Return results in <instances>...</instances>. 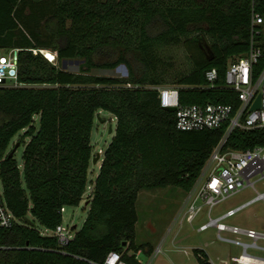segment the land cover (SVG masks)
Masks as SVG:
<instances>
[{
	"label": "trees",
	"instance_id": "obj_1",
	"mask_svg": "<svg viewBox=\"0 0 264 264\" xmlns=\"http://www.w3.org/2000/svg\"><path fill=\"white\" fill-rule=\"evenodd\" d=\"M41 2L0 0V50L19 49L18 86H0V182L8 208L21 221L0 228V264H103L110 252L141 264L129 254L143 247L134 243L138 194L168 186L190 190L224 132L176 129L175 113L161 108L149 89L161 83L148 76L156 69V51L185 39L193 67L171 85L179 90L180 105L237 107V94L224 87L225 72L248 51L251 17L264 19V0H54L47 15L34 11ZM205 36L209 45L202 42ZM257 40L264 54V35ZM43 50L56 53L57 63ZM116 52L114 61H95ZM129 53L142 66L139 77ZM75 58L82 60L78 73L60 67ZM121 64L128 78L91 74ZM211 69L216 86L201 88ZM99 111L114 116L115 133L86 198L87 217L60 245L41 230H54L62 222L61 208L83 200ZM20 133L21 168L7 153ZM257 145H264L263 130L235 131L227 143L236 149ZM194 253L198 264H209L202 250Z\"/></svg>",
	"mask_w": 264,
	"mask_h": 264
},
{
	"label": "built area",
	"instance_id": "obj_2",
	"mask_svg": "<svg viewBox=\"0 0 264 264\" xmlns=\"http://www.w3.org/2000/svg\"><path fill=\"white\" fill-rule=\"evenodd\" d=\"M264 35V19L253 13L250 24V46L246 53L228 64L224 76V87L239 99L237 107L229 104L180 105L179 90L176 86H154L161 108H174L175 127L179 131H204L223 129V135L212 148L203 164L194 184L185 192L182 219L192 225L196 218L205 212L206 221L201 223L197 232L214 229L216 239L238 246L241 251L229 260H220L216 264H264V233L254 229L230 225L226 220L235 216L245 207L264 201V192H258L255 182L264 179V145L248 149H236L227 146L229 137L235 131H264V54L261 41ZM4 50H0L3 52ZM6 54L0 53V86L17 87V68L19 49H9ZM36 54L37 51L33 50ZM54 63L56 53L51 60L46 52L40 51ZM263 60L261 68H257ZM218 75L215 69L205 73L206 85L201 88H214ZM194 88V86H186ZM261 96L260 107L251 110L257 96ZM256 177V180L252 178ZM245 187H251L255 196L248 201L228 209L218 216H212L216 206ZM61 214L65 208H61ZM8 208L0 182V228L8 229L20 224ZM42 235L52 236L60 245L73 237V231L62 225L52 231L41 230ZM247 239L245 241L243 239ZM103 264H128L120 253L110 252ZM209 264H215L209 261Z\"/></svg>",
	"mask_w": 264,
	"mask_h": 264
},
{
	"label": "rangeland",
	"instance_id": "obj_3",
	"mask_svg": "<svg viewBox=\"0 0 264 264\" xmlns=\"http://www.w3.org/2000/svg\"><path fill=\"white\" fill-rule=\"evenodd\" d=\"M37 6L33 7L34 11L44 10V14L46 13L47 15L54 8V0H42ZM203 38L206 39L202 41L204 45H209V39L206 36ZM190 50H195V48ZM201 52L205 53L204 49H201ZM0 53L6 54L7 52L3 51ZM118 55L119 52H116L111 57L96 56L95 61L98 63L114 61ZM191 56L183 38L178 44L160 47L156 51V69L148 76L159 79L161 83L158 86L177 85V81L188 75L192 70L193 62ZM126 59L132 66L134 75L136 77L141 76L142 66L136 60L135 55L133 53L126 54ZM55 63H57L56 59ZM81 63V59L75 58L63 61L60 67L68 72L78 73ZM91 74L125 79L128 78L129 70L126 65L121 64L114 69H93ZM151 88L149 87V89ZM115 127L116 119L109 112L99 111L95 115L91 132L93 150L88 169L86 193L79 206L66 207L62 213V225L69 227L73 233L81 229L87 217L88 206L86 205V198L91 193L92 184L103 159V153L114 136ZM20 135L21 133L11 140L7 153L13 150ZM22 152L23 145H20L13 153L14 159L20 168L22 165ZM98 154L99 159L94 163L93 160ZM256 179V177L252 178V180ZM255 188L258 192H264V179L256 181ZM254 196L255 192L253 189L245 187L216 206L212 216H218L228 209H233ZM184 197L185 192L173 186L145 190L138 194L134 243L143 245V247L138 253L131 251V254L137 255L136 258L141 264H198L194 249L202 250L208 256V259L215 264L219 263L220 260H229L231 256L239 255L241 249L234 244L217 240L214 229L197 232L198 226L206 221L205 212H202L192 225L186 223L183 219L181 222ZM27 218L30 221L33 220L30 215ZM226 223L240 225L244 228L254 227L258 230H264V201H258L252 206L241 210L235 216L226 220ZM35 226L41 229L36 221ZM243 240L248 241L245 238Z\"/></svg>",
	"mask_w": 264,
	"mask_h": 264
},
{
	"label": "water",
	"instance_id": "obj_4",
	"mask_svg": "<svg viewBox=\"0 0 264 264\" xmlns=\"http://www.w3.org/2000/svg\"><path fill=\"white\" fill-rule=\"evenodd\" d=\"M260 101H261V96L258 95L257 98H256V100H255V102H254V104H253L252 107H251V110H256V109H258V108L260 107ZM165 110H167V111H171V112H174V111H175L174 108H165ZM110 132H111V130H110ZM18 146H19V144L17 143V144L14 146L13 150L9 153V155H8L9 157H11V156L13 155L14 151L16 150V148H17ZM98 159H99V154H98L97 157L93 160V162L95 163L96 160H98ZM86 205H87V203H86Z\"/></svg>",
	"mask_w": 264,
	"mask_h": 264
},
{
	"label": "crops",
	"instance_id": "obj_5",
	"mask_svg": "<svg viewBox=\"0 0 264 264\" xmlns=\"http://www.w3.org/2000/svg\"><path fill=\"white\" fill-rule=\"evenodd\" d=\"M143 191H145V190H143ZM143 191H141V192H143ZM140 192V193H141ZM88 197V196H87ZM256 203V202H255ZM255 203H253V204H255ZM253 204H251V205H249V206H247V207H250V206H252ZM247 207H245V208H247ZM244 208V209H245ZM243 210V209H242ZM182 215H183V210H182ZM181 222H182V216H181ZM240 226V225H239ZM242 227V226H241ZM246 228V227H245ZM249 229H254V230H256V231H259V232H263L264 233V230H258V229H255L254 227L253 228H249ZM129 254H131V252H129ZM136 257H137V255H136ZM210 261V260H209Z\"/></svg>",
	"mask_w": 264,
	"mask_h": 264
},
{
	"label": "bare ground",
	"instance_id": "obj_6",
	"mask_svg": "<svg viewBox=\"0 0 264 264\" xmlns=\"http://www.w3.org/2000/svg\"><path fill=\"white\" fill-rule=\"evenodd\" d=\"M43 51L46 52L47 56L50 57L52 60V58L54 57V56H52V53L48 50H43Z\"/></svg>",
	"mask_w": 264,
	"mask_h": 264
}]
</instances>
